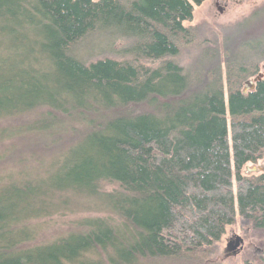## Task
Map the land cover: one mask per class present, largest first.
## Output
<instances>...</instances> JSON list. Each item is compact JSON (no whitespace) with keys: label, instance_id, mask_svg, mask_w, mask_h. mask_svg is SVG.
Listing matches in <instances>:
<instances>
[{"label":"trees","instance_id":"1","mask_svg":"<svg viewBox=\"0 0 264 264\" xmlns=\"http://www.w3.org/2000/svg\"><path fill=\"white\" fill-rule=\"evenodd\" d=\"M204 1L0 0V264H210L237 215L264 264V29Z\"/></svg>","mask_w":264,"mask_h":264},{"label":"rangeland","instance_id":"2","mask_svg":"<svg viewBox=\"0 0 264 264\" xmlns=\"http://www.w3.org/2000/svg\"><path fill=\"white\" fill-rule=\"evenodd\" d=\"M252 13L254 16L245 27L252 25L264 29V0H205L199 6L193 7L192 19L185 25L196 26L201 28L204 33H208V37L222 39L223 30L235 23L242 22ZM211 36H210V35ZM226 36V35H225ZM241 40L248 41L245 34L241 35ZM88 44V47H91ZM99 45L97 44V47ZM92 50V49H91ZM91 54L93 57L89 56ZM93 53L95 50L92 51ZM85 51L81 54L83 59L96 58V54ZM97 52V51H96ZM88 54V55H87ZM260 74L264 79V63L261 65ZM246 89H250L246 86ZM245 176L264 174V155L262 159L254 165H246L243 169ZM110 188V187H107ZM102 213L84 212V211H68L65 213L54 214L50 217L42 218L34 221L32 224L38 226V238L35 243L49 242L61 235H64L75 229L76 224L84 217L101 216ZM238 236L243 240L242 249L237 254L231 256L225 252L228 239ZM253 237L248 226L240 220L238 215L232 226L228 227L221 240L215 246V253L209 259V263L217 262L218 264H246L247 262L254 264L259 263L261 252L252 242ZM253 243V244H252ZM259 259V260H258ZM145 264H188L183 262L157 261Z\"/></svg>","mask_w":264,"mask_h":264},{"label":"water","instance_id":"3","mask_svg":"<svg viewBox=\"0 0 264 264\" xmlns=\"http://www.w3.org/2000/svg\"><path fill=\"white\" fill-rule=\"evenodd\" d=\"M260 79H262L261 74H259L255 79H253V81L247 82L246 86H248L250 89H252L254 82L259 81ZM230 244H232V245H230ZM242 244H243V240L240 237L235 236L233 242L226 244V247H225L226 254L231 255V256L237 254L238 252L241 251Z\"/></svg>","mask_w":264,"mask_h":264},{"label":"flooded vegetation","instance_id":"4","mask_svg":"<svg viewBox=\"0 0 264 264\" xmlns=\"http://www.w3.org/2000/svg\"><path fill=\"white\" fill-rule=\"evenodd\" d=\"M231 237H232V238L228 239L227 243L233 242V240H234L233 235H232ZM230 245H232V244H230Z\"/></svg>","mask_w":264,"mask_h":264}]
</instances>
